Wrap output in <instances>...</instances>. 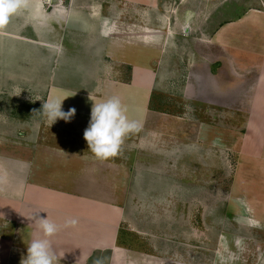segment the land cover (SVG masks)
Segmentation results:
<instances>
[{
	"label": "rangeland",
	"instance_id": "rangeland-1",
	"mask_svg": "<svg viewBox=\"0 0 264 264\" xmlns=\"http://www.w3.org/2000/svg\"><path fill=\"white\" fill-rule=\"evenodd\" d=\"M22 5L0 29V143L88 149L83 133L89 122L48 119L42 105L50 89L110 91L130 73L110 56L113 40L125 31L129 40L138 23L151 24L156 39L168 31L165 55L155 64L150 124L128 134L120 153L108 159L119 165L125 208L120 241L127 250L120 251L118 264H214L220 240L229 246L218 254L222 264L245 261L246 254L249 264H264V79L258 82L264 64L258 48H248L258 60L249 66L254 72L234 82L225 100L187 107L181 98L194 45L224 24L233 28L247 11L264 12V0H154L151 7L128 0H22ZM228 47L236 57L235 47ZM234 61V71L245 68ZM212 65L215 74L219 64ZM178 66L185 67L184 80L182 74L177 78ZM209 70L196 69L193 91H205L204 82L228 81ZM216 101L232 109L211 105ZM258 176V182L252 180ZM236 185L247 195L236 193ZM256 187L262 190L258 195ZM110 258L106 251L94 263L111 264Z\"/></svg>",
	"mask_w": 264,
	"mask_h": 264
},
{
	"label": "crops",
	"instance_id": "crops-1",
	"mask_svg": "<svg viewBox=\"0 0 264 264\" xmlns=\"http://www.w3.org/2000/svg\"><path fill=\"white\" fill-rule=\"evenodd\" d=\"M128 1L149 7L154 2ZM235 22L233 28H229L228 23L224 24L210 38L194 45V54L186 69L188 80L182 83L184 106H194L199 102L210 105L214 97L225 100L227 92H232L230 86L234 82L238 85L246 81L248 75L254 72L253 67L249 66L258 62L254 58L255 52L248 48L256 46L261 55L260 61L264 64V12L247 11ZM138 27L144 29L139 35L136 32ZM131 29L129 40L125 31L120 39L113 40L111 47L108 45L112 50H109L110 56L129 66L128 81H115L110 91L102 93L54 87L49 91V100L64 99L62 110L74 107L75 117L81 124L89 122L94 101L117 96L130 120L137 121L139 125L149 123L152 116L149 106L157 80L155 64L165 55L166 41L171 34L165 31L158 36L163 37L161 40L156 39L148 23L135 24ZM228 46L235 47L236 57H232L233 52ZM235 59L245 66L240 72L233 70ZM213 63L219 64L215 74L212 71ZM203 64L208 65L210 76L224 75L228 81L216 86L204 82L205 91H193L195 71L205 66ZM183 66H178L176 73L177 78L182 74L184 80L186 75ZM262 79L263 75L258 78V82ZM211 105L232 109L227 103L219 101ZM239 109L242 110L243 106ZM1 143L0 264H22L27 245L42 235L37 214L60 226L59 231L49 238L57 257L55 264H95L94 261L106 251L110 253L111 264H118L120 251L127 250L120 241L125 208L120 199L119 165L110 163L108 159H97L87 146L86 150H78L44 143L30 147L23 143L15 147L11 145L10 148L8 144ZM83 175L88 176V179L79 178ZM257 179L260 177H253L252 180L258 182ZM235 191L247 195L244 187L241 190L236 185ZM259 191L262 190L256 187L255 194L258 195ZM246 210L250 214L248 208ZM68 219H75L77 223L65 226ZM223 242L219 241L220 251L215 252L214 264L221 263L218 254L227 246ZM246 255L245 261L229 260L231 262L225 264H249V255Z\"/></svg>",
	"mask_w": 264,
	"mask_h": 264
},
{
	"label": "clouds",
	"instance_id": "clouds-1",
	"mask_svg": "<svg viewBox=\"0 0 264 264\" xmlns=\"http://www.w3.org/2000/svg\"><path fill=\"white\" fill-rule=\"evenodd\" d=\"M22 6V0H0V29L7 27L11 17ZM63 100H49L42 105L43 111L52 123L57 119L70 122L75 117L74 107H70L67 111L62 110ZM139 128V123L130 120L126 115L120 98L112 96L99 102L94 101L89 124L83 135L91 153L97 159L104 160L116 157L120 153L125 137L139 131ZM37 217L38 228L42 235L32 239L27 245V254L22 264H55L57 257L49 238L59 231L60 226L47 217L41 218L38 214ZM76 223L75 219H68L65 221V226Z\"/></svg>",
	"mask_w": 264,
	"mask_h": 264
}]
</instances>
